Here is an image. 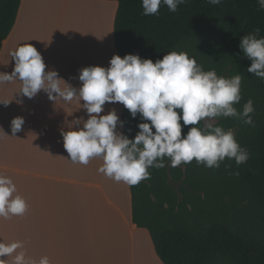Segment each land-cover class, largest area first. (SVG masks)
Masks as SVG:
<instances>
[{
  "label": "trees",
  "instance_id": "1",
  "mask_svg": "<svg viewBox=\"0 0 264 264\" xmlns=\"http://www.w3.org/2000/svg\"><path fill=\"white\" fill-rule=\"evenodd\" d=\"M115 1L114 43L122 56L155 62L173 50L186 52L205 71L240 74L242 99L234 107L242 111L251 99L255 109L254 126L235 117L215 119L249 152L246 163L225 158L219 168L195 160L171 167L165 158L164 168L150 167L149 179L130 186L134 223L149 231L164 264H264V79L247 71L252 61L240 48L256 28L264 37V9L257 0H186L175 12L162 3L158 14L146 16L142 0ZM20 5L0 0V51ZM123 121V134L134 139L142 117L124 108ZM181 125L186 135L192 125Z\"/></svg>",
  "mask_w": 264,
  "mask_h": 264
},
{
  "label": "clouds",
  "instance_id": "2",
  "mask_svg": "<svg viewBox=\"0 0 264 264\" xmlns=\"http://www.w3.org/2000/svg\"><path fill=\"white\" fill-rule=\"evenodd\" d=\"M185 2L142 0L143 15L158 14L162 3L175 12ZM208 3L218 5L221 0H208ZM257 3L264 9V0ZM260 31L256 28L244 35L240 48L252 61L247 71L264 79V37L259 35ZM11 57L15 67L10 74L0 72V84L18 79L22 85L18 93L29 99L43 90L51 101L60 98L71 102L79 98L84 102L82 107L88 118H78L67 130L61 129L64 148L73 163L87 165L94 158L102 159L98 171L116 182L135 186L150 178V167L164 168L165 158L171 161V167L195 160L207 168H219L225 158L235 160L237 166L249 159V152L241 147L234 132L214 123L218 117H235L254 126L251 99L242 111L234 107L242 99L240 74L224 77L215 69L205 71L194 57L183 51H170L155 62L139 54L123 57L115 54L108 67L95 65L80 69L78 79L82 84L77 88L60 77L57 70L46 71L42 54L31 43L18 46ZM116 102L123 104L133 118L139 114L144 121L138 124L139 132L134 139L117 131L118 123L122 127L124 121H120L115 109L101 115L105 113L106 103ZM0 103L7 106L9 102L0 100ZM181 120L184 126L192 125L186 135H182ZM201 121H204L202 126ZM24 123L22 116L12 119V136L22 130ZM15 193L13 180L0 175V217L7 219L26 213V200ZM23 248L24 242L19 240L0 241V264H9L3 257H12L11 264H51L47 256L37 261L25 251H17Z\"/></svg>",
  "mask_w": 264,
  "mask_h": 264
},
{
  "label": "crops",
  "instance_id": "3",
  "mask_svg": "<svg viewBox=\"0 0 264 264\" xmlns=\"http://www.w3.org/2000/svg\"><path fill=\"white\" fill-rule=\"evenodd\" d=\"M45 1L52 0H21L16 23L0 51V72L13 71L11 52L23 41L40 42L43 35L35 27L46 20L41 8ZM90 36L84 33L81 37L91 43L89 53L82 54L88 66L108 67L113 55L123 57L115 43L106 52L97 51ZM48 62L46 71L55 69L54 55ZM71 69L76 70V66ZM18 82L14 79L0 84V100L17 102L21 89ZM4 107L0 103V112H5ZM23 107L22 130L6 136V141L12 142L6 149V160L10 148L17 153L20 147V153L10 156L9 162L0 159V175L13 180L15 194L21 195L28 207L23 216L0 217V241H22L24 248L17 251L23 250L37 261L47 256L51 264H164L149 231L133 221L131 187L99 172L103 163L100 158L87 165L70 160L61 129L67 130L74 121L71 115L66 113L61 118L58 102H24ZM104 108L101 115L115 109L123 121V104L106 103ZM5 113L4 118L0 114V123L8 119ZM81 115L88 118L84 109ZM117 131L123 133L119 123ZM3 259L11 264L12 257Z\"/></svg>",
  "mask_w": 264,
  "mask_h": 264
},
{
  "label": "rangeland",
  "instance_id": "4",
  "mask_svg": "<svg viewBox=\"0 0 264 264\" xmlns=\"http://www.w3.org/2000/svg\"><path fill=\"white\" fill-rule=\"evenodd\" d=\"M43 4L41 8L46 20L39 21L36 24L38 27H35L43 36H41L40 42H33L31 44L42 54L46 66L49 63V57L54 55L55 70L58 71L59 76L67 83L78 88L82 84L78 79L79 70L88 66L84 58H82V54L87 55L91 46V43H85L81 39L82 34L85 33L87 38L91 35L92 42H95L96 47H98L97 51L106 52L109 46V48L114 46L113 29L118 2L115 0H52L45 1ZM82 10L84 11L81 13H75ZM83 17L84 19H82ZM57 36L67 37L68 39L61 41L57 39ZM103 40L104 44L102 43ZM23 43L25 44V41ZM87 45L88 47L86 49L85 47ZM72 65L76 66V70L71 69ZM17 86L21 88L20 81L17 83ZM62 86H64L63 82ZM24 102L55 101L49 100L47 93L43 90L31 99L18 93L17 102H9L3 108L8 113V119L0 123V159L5 162L11 161L10 156L20 153V147L17 153L10 148L8 160H6V149L12 143L6 141V136L12 133V119L17 116H22ZM56 102H58V111L61 118L67 113V115H71V119L76 120L83 117L85 120L84 116L81 115L84 109L82 107L84 102H80L79 98H74L71 102H65L58 98ZM60 106L63 107L61 108ZM5 112H0L3 118L7 116ZM214 123H216V120H214ZM13 143L16 145V142Z\"/></svg>",
  "mask_w": 264,
  "mask_h": 264
},
{
  "label": "bare ground",
  "instance_id": "5",
  "mask_svg": "<svg viewBox=\"0 0 264 264\" xmlns=\"http://www.w3.org/2000/svg\"><path fill=\"white\" fill-rule=\"evenodd\" d=\"M84 6V5H83ZM79 7H80V4H79ZM82 8V7H81ZM80 9V8H79ZM84 10H82V11H77V12H75V13H81V12H83ZM86 12V11H85ZM84 12V13H85ZM86 14H87V12H86ZM83 15V14H82ZM86 16V15H85ZM85 18H88V17H85ZM75 19H77V18H75ZM82 19H84V17L82 18ZM77 22V21H76ZM87 22V21H86ZM86 25H87V23H86ZM87 30V29H86ZM82 31H84V30H82ZM80 32V31H79Z\"/></svg>",
  "mask_w": 264,
  "mask_h": 264
}]
</instances>
